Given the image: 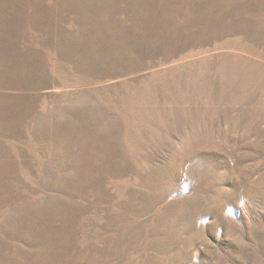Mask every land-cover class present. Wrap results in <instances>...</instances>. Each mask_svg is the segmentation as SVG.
<instances>
[{"label":"rangeland","instance_id":"1","mask_svg":"<svg viewBox=\"0 0 264 264\" xmlns=\"http://www.w3.org/2000/svg\"><path fill=\"white\" fill-rule=\"evenodd\" d=\"M0 264H264V0H0Z\"/></svg>","mask_w":264,"mask_h":264},{"label":"bare ground","instance_id":"2","mask_svg":"<svg viewBox=\"0 0 264 264\" xmlns=\"http://www.w3.org/2000/svg\"><path fill=\"white\" fill-rule=\"evenodd\" d=\"M56 53V52H55ZM51 72V71H50ZM51 84V83H50Z\"/></svg>","mask_w":264,"mask_h":264}]
</instances>
